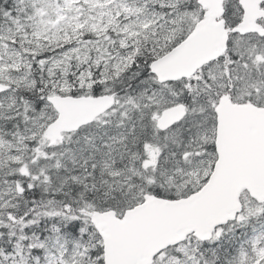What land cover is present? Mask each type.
<instances>
[{"label": "snow or ice", "instance_id": "1", "mask_svg": "<svg viewBox=\"0 0 264 264\" xmlns=\"http://www.w3.org/2000/svg\"><path fill=\"white\" fill-rule=\"evenodd\" d=\"M0 264H264V0H0Z\"/></svg>", "mask_w": 264, "mask_h": 264}]
</instances>
